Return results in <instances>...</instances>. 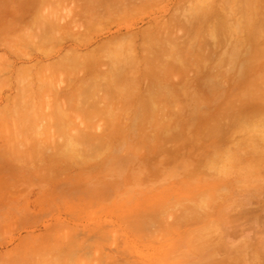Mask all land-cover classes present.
I'll use <instances>...</instances> for the list:
<instances>
[{"label": "rangeland", "instance_id": "rangeland-1", "mask_svg": "<svg viewBox=\"0 0 264 264\" xmlns=\"http://www.w3.org/2000/svg\"><path fill=\"white\" fill-rule=\"evenodd\" d=\"M144 1L0 0V264H264V45L187 69Z\"/></svg>", "mask_w": 264, "mask_h": 264}, {"label": "crops", "instance_id": "crops-1", "mask_svg": "<svg viewBox=\"0 0 264 264\" xmlns=\"http://www.w3.org/2000/svg\"><path fill=\"white\" fill-rule=\"evenodd\" d=\"M165 1L168 0H145L146 10L149 9L147 14L150 16L158 14L159 16L158 11H154L153 15L150 10L153 6L159 8L160 4H164ZM169 1L170 9L165 11L159 9L162 13L165 12L161 14L162 19L160 20L164 32L155 30L153 36L150 37L155 39L162 55L173 58L186 55L187 69L192 66L194 69L193 60L196 56H203L204 60L207 57L211 60L208 65L210 69L220 73L227 71L224 57L237 54L236 48L240 45L250 46V51L247 52L249 55L260 54L258 49L264 45V0ZM162 7L164 6L160 8ZM157 21L158 19L153 23L157 24ZM156 27L159 28V25L157 24ZM150 38L147 39V44H151V41H148ZM144 49L151 52L148 45ZM155 55V52H151L146 60H151ZM66 115L63 113L57 118L58 128H62L61 119ZM51 127L56 128L54 125ZM245 251L247 250L244 248L239 249L237 255L241 258Z\"/></svg>", "mask_w": 264, "mask_h": 264}, {"label": "bare ground", "instance_id": "bare-ground-1", "mask_svg": "<svg viewBox=\"0 0 264 264\" xmlns=\"http://www.w3.org/2000/svg\"><path fill=\"white\" fill-rule=\"evenodd\" d=\"M47 25H48V23H47ZM47 25H46V26H47ZM5 29H6V28H5ZM37 39H38V38H37ZM58 63H60V62H58ZM59 65H60V66H59ZM59 65L57 64V67H59V68L62 67L61 64H59ZM60 69H61V68H60ZM61 131H62V130H61ZM78 139H79V138H78ZM78 139L76 138V141H77L78 143H80ZM245 250H247V249H245ZM241 252H243V251H241ZM246 252H248V251H245V252L243 253V255H245ZM241 254H242V253H241Z\"/></svg>", "mask_w": 264, "mask_h": 264}]
</instances>
